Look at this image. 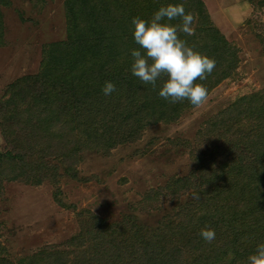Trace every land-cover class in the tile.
<instances>
[{
  "label": "rangeland",
  "instance_id": "374dc122",
  "mask_svg": "<svg viewBox=\"0 0 264 264\" xmlns=\"http://www.w3.org/2000/svg\"><path fill=\"white\" fill-rule=\"evenodd\" d=\"M169 4L194 16V34L179 38L216 62L196 81L208 90L199 108L161 98L166 78L154 90L131 73V51L143 53L131 20L150 21ZM83 7L94 30L120 21L118 64L79 61L82 39L108 42L89 28L71 34L66 0H0V264H247L264 243L250 213L264 207V185L235 169L250 156L244 143L264 134V0ZM213 32L237 55L229 68L226 50L218 55L207 39ZM106 81L116 90L97 95ZM206 227L211 243L200 235Z\"/></svg>",
  "mask_w": 264,
  "mask_h": 264
},
{
  "label": "clouds",
  "instance_id": "9594fccd",
  "mask_svg": "<svg viewBox=\"0 0 264 264\" xmlns=\"http://www.w3.org/2000/svg\"><path fill=\"white\" fill-rule=\"evenodd\" d=\"M180 19L179 25L162 21ZM194 16L186 13L183 4L162 6L150 21L139 17L131 20L134 26L133 36L143 50H132L131 73L144 84L156 88L158 79H164L159 96L169 103L187 100L194 108L201 107L208 99V90L197 80H205L215 69L214 59L202 55L180 39L179 32L194 34L192 24ZM115 85L106 81L102 92L111 95ZM192 198L199 200V195L192 193ZM201 237L208 243L215 239V232L210 228L200 231ZM247 264H264V243H260L254 254L249 255Z\"/></svg>",
  "mask_w": 264,
  "mask_h": 264
},
{
  "label": "trees",
  "instance_id": "16d2710c",
  "mask_svg": "<svg viewBox=\"0 0 264 264\" xmlns=\"http://www.w3.org/2000/svg\"><path fill=\"white\" fill-rule=\"evenodd\" d=\"M66 2H67V10L69 14V19L72 22L71 29H70L71 34L72 33L75 34L80 28L93 29L91 25H88V15L83 10L84 8L83 5L85 2H87V0H82V3L80 4L77 2V0H66ZM73 25H74V28H73ZM119 26H120V21L116 23H111L107 21V24H105L104 27H100L99 30L93 29V31L95 32L98 38V42L100 44H102L104 41H107L108 43L104 45L103 47H100L98 44H95V43H93L92 45H88V43L84 39H82L81 40L82 42L79 43L77 47V50L80 51L79 61L85 64H93L94 67H98V68L109 66L110 63H114L115 65L118 64L121 61V53L119 52V50L124 45L123 43H125V42L122 43L121 41L123 40L126 41V37H123L124 36L123 33L117 35ZM208 31L211 33L212 30L210 29ZM213 33L216 34L215 32ZM207 39L213 42V43L210 42V44L215 46L214 50H215V53H217L218 55H219L218 52L221 50V48L226 50V53H225L226 56L222 59L223 61L222 67L229 68L231 66V61H232V59L231 61H229V54L232 55L231 57L235 58L237 56L235 51L229 48L225 40L217 34L215 35L214 38H212L210 34V36L207 37ZM113 41H116V43H113ZM215 42L217 45L215 44ZM218 46H221V47L219 48ZM113 50H115L114 54H112ZM203 50L204 48L201 49V52H203ZM57 58L59 59V56ZM58 63L59 62H57V64ZM50 72L51 70H45L44 72L45 76L49 77ZM114 72H111V73H114ZM113 76L115 77V74ZM222 76H226V75L219 74L218 78ZM104 85L105 84H103L102 86ZM100 89L102 90L101 86H100ZM102 93L103 92L100 91L97 95H100ZM103 105H104V102L100 101L98 103V108H101ZM93 108L95 109L96 106L94 105ZM98 110H101V109H97V111ZM99 112H102V111H99ZM254 134L255 133L252 132L249 138H253ZM243 147H244L243 151H245V154L248 153L250 156H247L244 154L246 157V164L239 165V168L235 169V172H236L235 176L238 177L239 175L240 179H244L246 178V175L248 174V177H250L249 179L256 187L258 183L261 185H264V134L261 136V138L259 136L256 137L255 142L253 141L250 143L245 142ZM260 153H262V155H257ZM259 157H262V159L259 160ZM2 159L3 157L2 155H0V161H2ZM253 162H255L256 164L259 163V167L257 165L256 166L254 165V168H253V165L251 166ZM235 194L236 195H232L234 197V201L239 203L240 200L243 199L244 195H242L240 192H235ZM263 196H264L263 193H260V196L256 195V197L259 199H261ZM224 208H226V205H222L221 207H216L215 211H213L210 215H208V217H213L215 212L217 213V211H220V209H224ZM255 210H258V211H255ZM260 211L264 212V207H261V209L258 207L254 208L252 209L250 213L252 214V216H257L256 220H259L258 222H260L261 226L262 225L264 226V220H263L264 214H262Z\"/></svg>",
  "mask_w": 264,
  "mask_h": 264
}]
</instances>
